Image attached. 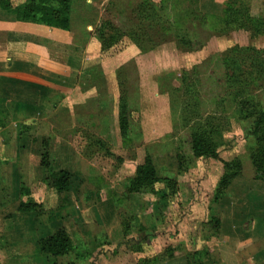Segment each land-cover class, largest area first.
<instances>
[{
	"label": "rangeland",
	"instance_id": "1",
	"mask_svg": "<svg viewBox=\"0 0 264 264\" xmlns=\"http://www.w3.org/2000/svg\"><path fill=\"white\" fill-rule=\"evenodd\" d=\"M23 1L11 0L13 4ZM152 1L160 4L161 0H79L72 11L71 28L63 31L64 42L47 47L56 54L54 58L63 59L66 83L61 79L60 84H48L47 87L51 85L53 89L57 86L62 99L64 88L69 91L74 90L76 85L81 87L77 93L73 91L69 99L65 97L60 103H42V111L37 113V117H46L45 123L54 132L71 137L91 160L93 167L96 169L98 166L100 169V172L90 169L88 177L83 178L75 188L74 191L81 195L89 192L83 201L89 205L102 197L114 198L120 230L122 218H129V234L126 238L116 239L113 249L118 264H140L145 257L161 262L169 257L166 251L169 246L176 249L174 253L178 250L188 256L199 250L201 254L194 258L189 256L190 263L194 259H202L204 264H219L220 258L211 242L214 237L211 234L215 230L207 220L209 205L223 171V160L238 157L242 162V172L235 177L233 191L229 190L216 207L213 206V214L222 218L226 228L230 221L220 210L224 201L241 210L243 225H248L245 227L247 232L262 231L264 235V181L254 178L250 149L255 139L249 133L250 121L240 115L234 103L228 100L215 103L213 97L220 85L217 78H229L226 59L232 56L231 50L237 46L263 50L264 34H254L245 29L214 32L203 48L187 50L178 47L173 40L160 39L156 28L151 30L154 33L152 41L158 42L154 49L144 50L134 38L123 35L116 43L102 50L96 35L98 30L105 27L110 32L112 25L125 22L136 27L142 21L136 11L137 5ZM192 1L179 0L177 5L179 2L188 5ZM200 4L204 11L215 13L217 17H221L226 7L232 6L264 18V0H200ZM13 19L14 15L0 8V20ZM145 22L149 23V20L145 19ZM219 22V18L218 21L215 19L212 27L217 23L220 25ZM171 34H175V31L168 32V35ZM35 38L39 42L38 37ZM254 55L258 54L254 52ZM254 59L255 56L250 54L244 60L240 57L237 75L250 84L251 93L262 101L264 109V75L260 76L258 68L255 70L254 65H259L260 60L257 59L255 63ZM206 61L209 64L205 68L201 67L200 74L192 75L193 67L201 66ZM39 71L37 69L36 72ZM50 71H43L48 75L46 80L57 72ZM182 72L192 76L193 84L196 85L193 86V93L201 95L200 105H204V112L229 116L224 142L219 148L220 159L195 157L184 140L187 130L184 128L183 109L187 95L178 93L172 98L170 92L172 86L180 85ZM225 96L229 97V94ZM11 117L10 109L5 103H0V124L7 127ZM123 119L128 121L130 127L125 128V132L121 125ZM32 126L30 122V131ZM51 144L49 142V147ZM146 153L152 156L161 180L139 185L135 180L136 168L140 155ZM117 157H122V160L119 161ZM0 176V181L5 182L2 173ZM168 178L177 181V188L169 184ZM19 187L22 194L30 193L23 182L19 183ZM4 190V200L8 205L12 194L9 189ZM72 195L73 192H70L64 198V207L58 214L60 217H64L65 211L72 212ZM131 215L138 219H132ZM38 223L40 230L49 224L40 215ZM66 225L77 245V251H82L81 247L95 250L99 243L108 242L104 227L95 228L96 234L92 239L85 240L72 220H67ZM142 225L145 228L140 229ZM263 244L264 237L253 248L259 249ZM70 258L71 262L59 264H96L88 252L78 256L72 254ZM30 261L57 264L55 258L43 253H30Z\"/></svg>",
	"mask_w": 264,
	"mask_h": 264
},
{
	"label": "crops",
	"instance_id": "2",
	"mask_svg": "<svg viewBox=\"0 0 264 264\" xmlns=\"http://www.w3.org/2000/svg\"><path fill=\"white\" fill-rule=\"evenodd\" d=\"M0 30V103H5L12 114L7 127L0 124V173L5 178V182L0 181V264H41L30 261V253L46 254L40 251L37 242L48 226L46 224L40 230L39 216L33 211L18 210V204L20 200L26 201L29 197L43 203L45 208H54L59 203L57 190L44 182L48 170L41 164L43 139L49 138L52 143L54 169L78 171L84 179L88 177L90 169L96 172H100V169L98 166L96 169L93 167L91 160L76 146L71 137L54 132L45 123L46 117H37V113L42 111V103H60L65 97L69 99L73 91L77 93L81 87L76 85L74 90L69 91L64 88L63 99L57 86L53 88L56 90L50 88L51 85L47 87L48 84H60L61 79L66 83L67 75L63 72L66 66L61 61L63 59L54 58L56 54L47 48L48 45L55 46L54 43L64 42V30L16 19L0 20ZM37 69L41 73L36 72ZM44 69L57 72L54 77L46 80L48 75L43 73ZM30 122L33 124L31 131ZM20 182L30 190L29 194L19 191ZM234 182L235 179L227 192L233 191ZM5 188L12 194L8 205L3 195ZM71 192L73 197L70 202L75 208L72 206L68 220H72L75 228L81 230V237L85 240L92 239L98 226L104 227L108 236V242L96 246L91 259L96 264H118L113 249L116 239L122 238L123 233L122 227L120 230L114 198L102 197L87 205L83 201L87 195ZM222 202L220 210L230 222H227L225 228L221 218L220 232L218 236L211 238L220 258L219 264H264V244L259 249L253 248L254 244L263 239V232H247L245 227L248 225H243L241 210ZM66 228L71 235L67 225ZM157 264L189 263L185 253L177 250L172 257Z\"/></svg>",
	"mask_w": 264,
	"mask_h": 264
},
{
	"label": "trees",
	"instance_id": "3",
	"mask_svg": "<svg viewBox=\"0 0 264 264\" xmlns=\"http://www.w3.org/2000/svg\"><path fill=\"white\" fill-rule=\"evenodd\" d=\"M177 1L179 0H161L160 4H156L153 1L148 3L140 2L136 11L142 21L136 27L129 22H125L117 26L112 25L110 32L105 27L98 30L96 35L100 42V47L103 50L105 47L116 43L123 35H129L137 41L136 43L142 49H154L158 42L156 40L152 41L154 33L151 30L156 28L160 33V39H163V41L173 40L178 47H185L187 50L203 48L210 34H214V32L227 33L232 30L245 29L254 34H264V18L255 17L243 10L232 6L226 7L221 17H217L218 15L215 13L204 11L201 8L200 0H193L188 5H184L182 2L177 5ZM78 2L79 0H25L22 3L13 4L11 0H0V8L14 15L16 20L41 23L69 30L72 25V11ZM218 18L220 25L217 23L212 27L215 19L218 21ZM145 19L149 20V23H146ZM173 31H175V34L168 35V32L172 33ZM166 35L168 36L166 37ZM146 46L148 48H145ZM254 52L258 55H254ZM231 53L232 56L226 59V68L230 71L227 73L229 78H217L220 85L217 92H214L213 97L215 103H221L224 100L234 103V108H239L238 112L240 115L249 119V133L255 139V144L250 149L254 178L264 181V109L261 104L262 101L252 94L250 84L244 79H239L240 75H237L238 59L241 57L244 60V57L250 54V56H255V63L257 59L260 60L259 65L255 66L254 63L251 66L254 65L255 70L258 68V73L263 76L264 49L255 51L253 47L237 46L231 50ZM208 64L206 61L201 66L195 65L191 71L192 75H199L201 67L205 68ZM191 78V75L182 72V77L179 78L180 85L172 86L170 89L172 98L177 96L178 93L179 95L186 94L187 98L189 97V99L186 98L187 101H185L186 104L183 109L184 128L187 130L184 140L191 147L195 157L220 159L219 148L224 142V130L226 124L230 122L228 120L229 116H222L216 112H204V105H200L201 98L199 96L201 95L198 92L193 93V86L196 85L193 84L194 82ZM233 86L235 87L234 91ZM228 88L231 89L228 91ZM218 92H221L219 96H217ZM226 94H229V97H226ZM121 125L124 132L127 128H130L128 121L125 119L121 121ZM49 142V138L43 139L41 164L48 170L44 182L57 190L59 203L54 208H45L41 202L29 197L26 201L20 200L18 210L33 211L37 216H43L48 220V228L41 233L37 243L40 251L55 258L57 260L56 263L59 264L64 261L71 262L70 260L72 259L70 257L72 254L78 256L88 252L89 256H92L94 249L81 247L82 251H77V245L66 228V221L70 217L71 212H63L64 217L58 215L60 210L62 211V207H64V198L78 187L83 180V175L78 171L54 169ZM117 158L119 161L122 160V157ZM241 172L242 162L238 157L231 160H223V171L209 205L210 215L207 223L214 227L215 231L211 234L212 236H218L221 227V217L213 214V206L216 207L224 198L230 184ZM135 180L139 185L161 180L150 154L140 155ZM168 180L172 187L177 188L178 183L175 179L168 178ZM26 191H29L28 188ZM88 194L89 192L87 196ZM134 217L138 219L137 216L131 215L132 219ZM121 225L123 237L126 238L130 230L129 218H122ZM139 228L145 227L142 225ZM101 244L99 243L96 246ZM175 250L169 246L166 249L168 256L172 257ZM198 254H201L199 250L189 253V256L194 258ZM185 255L189 264H204L202 259H194L195 261L190 263L188 254L186 253ZM159 262L154 261L153 258L145 257L140 261V264H157Z\"/></svg>",
	"mask_w": 264,
	"mask_h": 264
}]
</instances>
